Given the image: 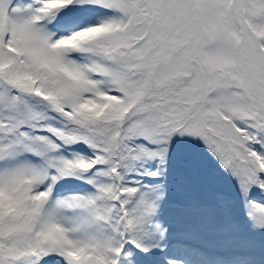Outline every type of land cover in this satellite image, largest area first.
<instances>
[{
    "label": "snow or ice",
    "instance_id": "snow-or-ice-1",
    "mask_svg": "<svg viewBox=\"0 0 264 264\" xmlns=\"http://www.w3.org/2000/svg\"><path fill=\"white\" fill-rule=\"evenodd\" d=\"M0 264H264V0H0Z\"/></svg>",
    "mask_w": 264,
    "mask_h": 264
}]
</instances>
